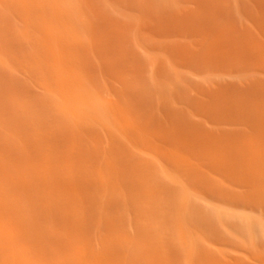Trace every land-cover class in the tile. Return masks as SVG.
<instances>
[{
    "label": "rangeland",
    "instance_id": "374dc122",
    "mask_svg": "<svg viewBox=\"0 0 264 264\" xmlns=\"http://www.w3.org/2000/svg\"><path fill=\"white\" fill-rule=\"evenodd\" d=\"M150 1L149 6L146 0H0V157L8 165L7 147H12L18 159L35 162L38 178L45 180L43 186L52 183L44 175L52 176L54 163L61 166L66 171L63 181L69 183L66 191L71 194L76 179L69 172L74 167L94 175V180L85 183L95 190L87 200L91 209L86 199L74 195L65 204L64 219L60 216L58 221L49 211L48 216L29 213L26 195L18 194L20 213L30 217V231L37 235L44 228L62 235L67 246L63 244L58 251L66 257L71 253L68 264H219L229 257L234 262L238 258L248 262V249L255 252L258 244L264 260V216L246 198L238 197L234 170L228 180L220 168L209 165L207 180L196 177L195 170L189 178L185 169L170 166L163 153L166 146L179 144L171 138L177 128L168 126L167 107L162 104L168 103V95L180 102L175 104L179 112L175 120L180 126L182 117L193 112L186 97L198 93L194 87L210 94L207 106L214 104L209 108L211 115L217 120L230 116L232 128H237L234 121L245 114V102H255L248 85L233 87L234 102L228 113L227 102L222 109L216 105L226 87L210 84L228 79L233 84L245 75L256 79L253 83L259 86L257 78H264V32L257 34L259 51L253 56L244 47L236 53L238 32L233 25L227 31L224 28L230 32L225 37L217 27L221 23L224 27L227 19L234 23L243 14L247 17L246 9L255 10L257 2ZM150 12L161 17L159 24L150 19ZM28 14L38 15L41 24L30 22ZM70 36L77 37L82 47ZM33 37L35 43L29 40ZM64 49V59L73 70V87H49L48 70L42 68V62L57 66L58 60L63 62ZM89 76L95 78L94 86ZM243 90L247 92L245 102L240 95ZM15 106L17 114L12 110ZM220 111H227L226 115ZM23 126H30L35 136L29 154L21 141ZM125 126L127 132L118 130ZM243 127L239 126L242 132ZM150 128H157V139ZM133 129L137 139L130 137ZM98 150L103 154L97 158L94 152ZM232 151L226 150L224 157L232 156ZM129 153L137 177L123 190L118 184L124 164L120 158ZM57 154L63 160L59 164ZM179 154L184 155V150ZM220 157V152L215 154V160ZM193 163L195 168L200 161L193 158ZM161 183H169L174 190L167 195ZM0 197V221L4 222L9 216L3 208L7 193ZM197 203L208 214L206 222L193 217ZM2 231L14 238L15 230L6 227ZM42 254L34 264H44L43 257L52 252ZM10 263L20 264L15 258Z\"/></svg>",
    "mask_w": 264,
    "mask_h": 264
},
{
    "label": "bare ground",
    "instance_id": "6f19581e",
    "mask_svg": "<svg viewBox=\"0 0 264 264\" xmlns=\"http://www.w3.org/2000/svg\"><path fill=\"white\" fill-rule=\"evenodd\" d=\"M146 2L149 6L152 4L150 0H146ZM255 2H257L258 8L255 10L251 8L246 9L248 12L247 17L243 14V17L234 23H231V20L227 19V23L224 27H222L224 23L217 25V27H220L219 35H221V37L226 36V31L229 26L233 25L231 27L236 29L238 32L235 35L237 36V46L235 50L237 54H239V51H241L243 47L244 52L247 51L248 54L253 56L259 51V48L257 49V43H259L257 34H261V31L262 33L264 32V9L262 7V5L264 6V3L263 0H256ZM150 14V19L155 20L156 24H159L161 17H159V15L154 17L151 12ZM27 19L34 25L41 24L40 17L36 14L32 16L31 14H28ZM225 27H227V29L224 32ZM156 28L158 29L157 26ZM211 31L215 30L211 28ZM230 37L232 39L235 38L234 36ZM69 39L75 40L78 48L82 47V43L78 41L77 37L70 36ZM29 40L30 42L35 43L37 38L34 39L33 37ZM96 42L97 41L95 40L94 48L98 47ZM224 42V40L221 41V43ZM64 57L65 49L61 53V60L63 62L61 63V61L58 60L56 63L57 66H50L48 64L43 65V62L41 61L42 68L45 71L48 70L47 77H49V87H73L74 81L71 79V75L73 74L72 66L64 59ZM241 57L244 59L243 56ZM259 61L261 62V59ZM89 63L92 64V62ZM22 71L24 72V70ZM89 79V83L94 86V83H96L95 78L89 76ZM257 79L260 81H257L259 86H256V83H253L256 79H249L245 75L238 77L237 82H233V84L230 83V79L223 80L219 83L212 81L210 84L215 87L217 85L219 87H226L227 90L221 89L220 97L218 98L220 99V102H216V105L219 109H222V107H224V102H227L228 113L231 112V104L234 102L233 92L235 90L233 87H246V85H248V94H252L255 102L248 105V103L245 102V100H247V92L245 93L243 90L241 94L239 93L244 98L246 105L244 109L246 112L242 117H239L240 119H238V121H234L237 122V128H232V123H230L229 120L230 116L217 120V118L215 119V117L211 115L212 109L209 110V108L214 106V104L211 103L212 100H210L211 105L207 106L210 94L204 89H201V91L198 90L197 87L193 88V91L198 92L193 98L186 97V99L191 102L190 105L193 112L182 117V123L180 126L179 121L175 120L177 116L176 113H179L175 104L180 102L176 97L174 98L173 95H168V103L162 104L167 107L166 115H169V117H167L168 126L173 124V127L170 128H177V130L174 129L176 133L172 135L171 138H176L179 144H171V147H169L166 146L168 145L166 143L165 146L168 149L163 153L167 155L166 159L170 166H173L174 164L180 169H185V175L189 178L195 170L196 177L207 180L208 175L205 174L207 172L206 167L209 165H216V167L220 168L221 173H224V177H228V180L230 179V173L234 170L235 179L233 180L234 182L238 180L239 185L238 188H234V190L237 192L238 189L240 192H237L238 197L246 198L249 205L253 206L260 215L264 216V89L260 91V87L264 88V78L258 77ZM140 87L142 86L140 85ZM229 98L230 101L228 100ZM12 110L17 114L16 106L13 107ZM10 112L12 113L11 110ZM218 112L219 111H217L216 114ZM226 112L227 111H220L223 115H226ZM204 123H206L207 126ZM149 125H151L150 122ZM240 125H244L243 132L241 128H239ZM157 128H150L152 130L151 134L155 139H157L158 134ZM123 129L124 133L128 131L127 126H125V128L118 127V130L120 131ZM20 133L22 134L21 141L23 145L26 146V154H29L31 153V150H34V144H32V138L34 136L33 131L30 126H23V130H21ZM129 134L131 139H137V137H139L135 129L131 130ZM7 148L8 154L6 155H8L10 159L8 165L5 163L7 160H5L3 156L0 157V168L2 170V177L0 180L3 181V185H0V194H2V192L7 193L3 208L9 212L8 219L4 222H2V220L0 221V264H11L10 260L12 258H15L20 264H34L33 261L40 260L41 252L44 253L42 255L48 256L52 252L50 257H43L44 264H53L50 261V258L56 260L57 264H68L72 259L70 255L71 253H67L68 257H66L65 252H62V254L58 251L62 249L63 244L67 246L62 235L59 234V232H54L51 228H44L42 233L39 232V235H37L35 231H30V229H33L32 226L29 227L30 221L28 220L30 217L21 215L20 212L23 210H21V200L19 199L18 194L26 195L27 203L25 204V209L29 210V213L34 214V212H38L44 214V216H48L49 211L52 213V216L59 221L60 216H63L62 218L64 219L68 210L65 204H68L69 200L72 201L71 198H73L74 195L79 196L81 199H86V203H88L87 200L92 199L95 190L93 189L94 191H92L90 189L91 186L86 185L85 183L94 180L93 172L84 169L77 170V168L74 167V169L69 172V175L74 176L76 179V187H74L75 192L71 194L66 191V186L69 187V183L68 181H63V179L66 178V171L65 169H62L61 166L57 167L54 163L52 176L44 175V177L52 178V183L49 184L45 182V185L43 186V181L45 180H40V178H38L39 173L36 169L37 166H35V162L29 161V159L25 157L18 159V153L14 148ZM110 148L114 149L115 146L112 145ZM230 148L233 150L231 153L232 156L224 157L226 150L229 151ZM181 150H184V155L179 154V151ZM219 152L221 159L217 161L215 160V154ZM94 154H96L98 158L103 154V151L98 150L94 152ZM56 156L59 158L57 159V164L63 162V160L60 161L58 154ZM193 158H197L202 165H196L194 168L195 163H193ZM120 159L124 161V164L118 184L121 185L123 190H126L130 187L132 182L135 181L137 172L132 171L134 157H132L130 153L125 154V159ZM35 180L41 183H36ZM209 180H212L211 175ZM210 184L213 185L211 187L213 190V182L210 181ZM125 185L127 188H125ZM161 186L163 192L167 193V195L171 193V190H174L169 183L167 185L162 184ZM39 187H43L40 192L37 191ZM17 189H19V191H17ZM86 205L87 208L91 209L89 203ZM146 208L152 214L151 209L149 207ZM205 216H208V214L205 213L204 209L201 210L197 203L196 212L193 213V217H202L205 220L204 222H206L207 219ZM103 219L105 221V217H103ZM89 225L90 223H88V226ZM6 227L15 230L14 238H9L11 235L6 236V234L3 233L2 230ZM258 229H260L259 226ZM126 239H128V236H126ZM95 244L96 242L92 244L93 250H95L93 247ZM259 246L260 245L258 244V247L254 249L255 252L248 249V262H245V259L242 258H238L236 259V262H234L231 261V258L229 257L226 259V262L219 264H264L262 256H259L260 254L258 253ZM54 251H58L62 256Z\"/></svg>",
    "mask_w": 264,
    "mask_h": 264
}]
</instances>
